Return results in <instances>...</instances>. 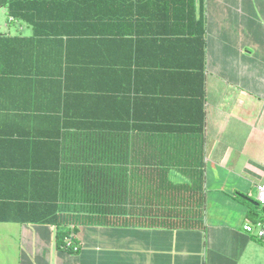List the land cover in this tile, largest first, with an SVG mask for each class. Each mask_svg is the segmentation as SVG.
Instances as JSON below:
<instances>
[{
    "label": "crops",
    "instance_id": "obj_1",
    "mask_svg": "<svg viewBox=\"0 0 264 264\" xmlns=\"http://www.w3.org/2000/svg\"><path fill=\"white\" fill-rule=\"evenodd\" d=\"M7 1L0 0V168L13 172L31 160L22 142L69 144L72 132L91 129L94 145L109 146L100 155L108 161L194 162L204 205L196 228L85 217L68 226L78 251L59 246L55 225L0 221V264H264V242L244 229L263 210L264 0H129L141 19L92 26L93 36L81 25L71 36L62 28L36 35L12 18ZM117 144L135 152L116 156ZM149 145L171 149L152 154ZM109 166L136 174L138 165ZM169 175L186 180L178 165ZM3 180L0 194L20 192Z\"/></svg>",
    "mask_w": 264,
    "mask_h": 264
},
{
    "label": "trees",
    "instance_id": "obj_2",
    "mask_svg": "<svg viewBox=\"0 0 264 264\" xmlns=\"http://www.w3.org/2000/svg\"><path fill=\"white\" fill-rule=\"evenodd\" d=\"M130 1L8 0L5 3L12 18L32 25L36 35L57 33V28H62V32L71 36L75 35L72 28L81 25L85 35L93 36L99 31L92 30V26L123 25L140 20L138 7L129 6ZM115 131L116 138L128 136L124 130ZM94 137L93 130L86 129L72 132L69 144L22 142L21 153L31 160L22 161L13 172L0 168V182H4L3 178L9 182L15 180L20 189L17 195L0 194V221L55 225L59 246L66 244L70 235L68 226L80 223L85 217L106 224L202 226L204 176L201 170L192 168L194 162L152 159L143 162L141 168L140 161H108L100 155H108L109 146L94 145ZM148 147L152 154L171 149ZM44 152L50 153L53 159L43 160ZM134 152L133 145L114 146L116 156ZM112 163L136 164L137 173L134 174L133 167H118L113 174L109 172ZM172 165H178L186 174L185 181L171 179Z\"/></svg>",
    "mask_w": 264,
    "mask_h": 264
},
{
    "label": "built area",
    "instance_id": "obj_3",
    "mask_svg": "<svg viewBox=\"0 0 264 264\" xmlns=\"http://www.w3.org/2000/svg\"><path fill=\"white\" fill-rule=\"evenodd\" d=\"M257 200H258L259 204L263 208L261 218L258 219L254 223H246L244 225V229L247 232H249V233L253 234L254 236H256L262 242H264V184H261V185L258 186V189H257ZM65 247L69 248V249H72L74 251H78L79 248H80L77 244H75L73 238H71V237H68L66 239Z\"/></svg>",
    "mask_w": 264,
    "mask_h": 264
},
{
    "label": "water",
    "instance_id": "obj_4",
    "mask_svg": "<svg viewBox=\"0 0 264 264\" xmlns=\"http://www.w3.org/2000/svg\"><path fill=\"white\" fill-rule=\"evenodd\" d=\"M242 195V194H241ZM256 203V202H255ZM258 204V203H257Z\"/></svg>",
    "mask_w": 264,
    "mask_h": 264
}]
</instances>
